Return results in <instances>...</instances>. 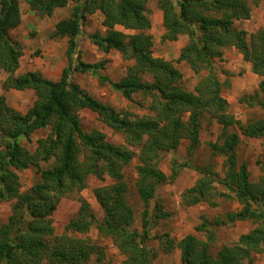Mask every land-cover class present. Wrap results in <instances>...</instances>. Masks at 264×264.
<instances>
[{"label": "trees", "instance_id": "trees-1", "mask_svg": "<svg viewBox=\"0 0 264 264\" xmlns=\"http://www.w3.org/2000/svg\"><path fill=\"white\" fill-rule=\"evenodd\" d=\"M20 1L0 0V72L6 74L1 86L5 90L32 89L36 97L25 112H20L0 95V201L11 202L10 214L0 224V264H89L93 255H104L103 248L88 235L70 233L86 234L92 225L124 254V264H153L156 250L148 245L150 217L144 209L141 231L132 228L133 210L126 201L123 169L133 158L137 159L135 188L145 204L159 183L172 181L182 167H189L200 175L182 191L183 205L206 202L213 207L221 196L234 197L239 205L226 212L224 218H203L196 230L203 232L205 239L192 233L177 241L167 232L157 235L162 252L178 248L182 264H243L251 253H264V152L256 160L260 168L256 182L250 180L245 161L237 164L236 155L239 133L264 137V116L246 123L236 120L221 95L223 82L210 65L224 47L234 46L250 63L252 72L261 77L257 93L262 98L249 103L264 107V27L247 33L234 26V21L250 17L248 0H157L164 27L161 38L175 40L178 35H186L187 42L177 60L187 62L196 73L207 69L208 74L199 78L193 90L181 86L182 73L171 60L153 55L152 36L145 31L151 25L147 0H22L41 16L72 3L69 15L56 21L49 33L51 38L67 39L68 64L57 80L47 79L38 70L16 73L23 49L10 32L21 22ZM97 10L107 29L90 33L88 38L98 50L106 53L114 49L131 61L124 76L117 80L100 73L102 62H84L77 53L78 33L86 15ZM115 25L134 31L127 33L115 29ZM74 71L92 72L128 100L136 92L149 97L147 108L152 114L116 111L80 88L71 79ZM81 109L96 113L99 120L122 135L124 143L106 141L97 128L84 130L79 118ZM205 115L222 125L221 141L210 143L212 155L223 156L222 177L218 178L209 166L191 163L189 158L182 162L172 159L171 173L163 172L158 166L160 151L175 149L187 139V156H191L199 146L200 121ZM41 129L48 132L36 139L33 150L22 145V140L30 142L32 133ZM51 156L56 162L42 169L38 161ZM30 165L36 168L39 178L21 191L16 170ZM88 175L111 180L93 190L103 210L100 220L78 194L86 187ZM69 194H78L80 204L59 235L54 232L50 216L59 196ZM156 211V218L167 215L158 206ZM236 220H251L255 225L212 254L214 226Z\"/></svg>", "mask_w": 264, "mask_h": 264}, {"label": "rangeland", "instance_id": "rangeland-1", "mask_svg": "<svg viewBox=\"0 0 264 264\" xmlns=\"http://www.w3.org/2000/svg\"><path fill=\"white\" fill-rule=\"evenodd\" d=\"M176 2V0H174ZM250 6V17L243 20L234 21L237 29H244L247 33L256 31L264 27V0L257 3L248 0ZM147 12L150 18V28L145 30L152 36V52L154 56L171 60L173 64L182 73L181 86L187 90H193L199 78L208 74L207 69H201L200 72H194L189 64L183 60H177L180 49L187 42L186 35H178L175 40H163L161 38L164 32L162 25V13L157 6V0H147L145 2ZM21 11L20 24L12 29L11 36L22 45L23 54L19 60V67L16 73L27 70H38L44 77L50 80H57L62 69L67 66L68 58L66 55V38H51L50 32L56 21L67 17L70 13L72 3L65 7L56 8L51 15L41 16L30 10L27 3L19 2ZM103 15L100 11L87 14L81 26V31L77 38V53L82 61L87 63L102 62L104 65L99 68L100 73L107 75L112 80H117L124 76L127 67L131 61L122 57L117 50L102 52L90 41L88 34L93 32L104 33L106 27L102 24ZM115 29L124 32H133L134 30L124 29L120 25H115ZM211 67L217 78L223 82L221 95L228 101V112L236 120L246 123L250 119H257L264 116V107L257 103L250 105L249 101H257L262 96L258 91V83L261 77L252 72L250 63L243 59L234 46H226L222 50L220 57H214L211 61ZM71 79L77 82L80 88H83L92 96L100 101L110 105L116 111H127L138 116L149 115L152 112L147 108L149 97L136 92L132 99L128 100L115 89L110 88L108 83H101L97 76L90 71L72 72ZM6 74L0 72V95H4L6 103L12 108L25 112L33 103L36 92L32 89L15 90L3 89L1 82ZM149 79V78H148ZM253 96V97H250ZM245 97V99L240 100ZM79 118L84 130L93 128L101 130L105 134L106 141L114 144H123L124 140L120 133L114 132L108 125L104 124L97 117L96 113L88 109L79 110ZM232 128V127H229ZM239 132V129L237 128ZM48 129L37 130L31 135V141L22 140V145L30 150L36 146V139L45 136ZM222 125L215 118L205 115L200 121L199 146L194 150L191 156H187V139H182L175 149L160 151L158 166L166 174L172 170V159L182 162L189 158L191 163L206 165L222 177L223 156H215L211 153L210 143L221 141L220 134ZM239 142L236 146L237 164L245 161L250 173V180L256 182L260 176V168L256 160L264 152V137H247L239 133ZM56 162L54 156L47 160H39L38 165L44 169L52 166ZM137 159L133 158L123 169L124 180L127 185L126 201L133 210V222L131 227L141 231L142 211L147 210V216L150 217L148 230V245L156 250V256L153 264H182L178 248L164 253L158 245L157 235L167 232L175 240L182 236L192 233L200 239H205L201 231L196 230L203 218L214 220V218H224L225 213L239 208L238 202L234 197H218L216 206H209L206 202H199L194 205L185 206L181 203L182 191L191 186L200 174L189 167H182L177 176L172 180H165L156 186L154 195L148 200L147 204L140 198L135 188L137 172L135 169ZM18 180L21 185V191L28 189L39 178V174L33 165L16 170ZM215 177H217L215 175ZM108 177L99 179L94 175H88L86 187L78 193L89 204L95 217L100 220L103 217V210L93 194L97 186L110 183ZM217 188L222 189L221 185L216 184ZM78 194H69L59 196L56 208L50 218L56 234L62 233L68 220L75 215L80 201ZM10 201H0V224L4 222L10 214ZM167 215L155 217L156 207ZM264 209V202L261 204ZM255 225L251 220H236L232 223H225L214 226V241L210 244V252L215 254L222 245H228L235 242L241 233L249 231ZM70 235L83 236L88 235L91 240L103 248L104 255L97 258L95 255L89 260V264H124L125 256L112 243L108 236H102L97 228L92 225L86 234L70 233ZM41 264H47L42 262ZM243 264H264V253L253 252L249 260L245 259Z\"/></svg>", "mask_w": 264, "mask_h": 264}]
</instances>
